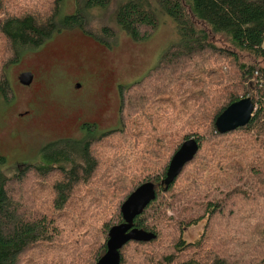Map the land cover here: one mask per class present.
Listing matches in <instances>:
<instances>
[{
	"label": "trees",
	"instance_id": "1",
	"mask_svg": "<svg viewBox=\"0 0 264 264\" xmlns=\"http://www.w3.org/2000/svg\"><path fill=\"white\" fill-rule=\"evenodd\" d=\"M64 1L0 0V105L16 97L8 68L64 29L112 47L121 30L149 39L167 15L179 39L118 84L116 125L83 123L86 133L52 138L36 160L0 171V264H95L121 204L146 181L155 197L134 226L156 237L126 242L119 264H264V0H73L63 15ZM112 4L114 25L88 27L91 8ZM248 96L249 122L217 131L216 117ZM189 138L196 153L161 183Z\"/></svg>",
	"mask_w": 264,
	"mask_h": 264
},
{
	"label": "rangeland",
	"instance_id": "2",
	"mask_svg": "<svg viewBox=\"0 0 264 264\" xmlns=\"http://www.w3.org/2000/svg\"><path fill=\"white\" fill-rule=\"evenodd\" d=\"M114 7L115 4L107 9L91 8L88 27L101 34L103 25H114ZM73 11L74 1L65 0L62 14ZM81 33L80 29L57 32L37 50L25 51L19 62L8 68L16 97L8 107L0 105L1 172L9 173L25 160H36L40 147L52 138L86 133L88 130L83 126L78 133L80 122L95 123L97 132L116 125L118 84L127 85L143 76L162 51L179 39L173 20L167 15H160L159 26L149 39L134 41L121 30L118 42L112 47L104 45L102 52L93 42L83 39ZM52 43L59 44L65 52L46 57L42 51ZM107 68L112 70L110 78ZM25 70L35 72L33 84L39 85L38 92L24 89L17 80L18 74ZM40 103L47 106L41 107ZM26 110L27 114L16 115ZM68 120L74 124L65 131ZM201 231L202 223L190 226L184 238L194 240Z\"/></svg>",
	"mask_w": 264,
	"mask_h": 264
},
{
	"label": "water",
	"instance_id": "3",
	"mask_svg": "<svg viewBox=\"0 0 264 264\" xmlns=\"http://www.w3.org/2000/svg\"><path fill=\"white\" fill-rule=\"evenodd\" d=\"M33 79L31 71L18 75L21 84L28 85ZM255 104L248 97L230 103L215 119V127L219 132H225L247 124L255 111ZM198 149L194 138L184 140L172 155L165 177L161 183H170L181 171L183 165L192 159ZM155 197V184L146 181L133 190L120 206L122 221L114 224L108 231L106 250L95 264H119L121 247L129 240L148 241L155 234L134 226V218L141 214L144 208Z\"/></svg>",
	"mask_w": 264,
	"mask_h": 264
},
{
	"label": "flooded vegetation",
	"instance_id": "4",
	"mask_svg": "<svg viewBox=\"0 0 264 264\" xmlns=\"http://www.w3.org/2000/svg\"><path fill=\"white\" fill-rule=\"evenodd\" d=\"M82 37H83V39H85V40H87V41H91V42H93V44H95L96 45V47L98 48V50L100 51V52H102V49L104 48V46L102 45V44H100L99 42H97L96 40H94L93 38H91V37H89V36H87V35H85L84 33H81L80 34ZM63 44H61V46H62ZM42 52H45L46 53V57H50V56H55V55H58V54H62V53H64L65 52V49L64 48H62V47H60V45L59 44H47V46H45V48H44V50L42 51ZM41 52V53H42ZM41 53H38V54H41ZM47 60H44L43 62H46ZM25 71H31L32 73H33V79H32V81H31V83L30 84H28V85H24V84H21L22 86H24L23 88L24 89H27L28 91H35V93L36 92H38L37 90H39L38 89V87H39V85H35V84H33L34 83V74H35V72H33L32 70H25ZM21 72H23V71H21ZM20 72V73H21ZM106 72H107V77L108 78H110L111 76H112V70H110V69H108L107 68V70H106ZM19 73V74H20ZM18 74V75H19ZM78 79H81L80 77H78ZM17 80H18V76H17ZM39 106H41V107H45V106H47L46 104H44V103H40V105ZM27 114L28 113V111L26 110V111H24V112H17L16 113V115H18V116H22V114ZM28 123V122H27ZM70 124L71 125H73L74 123L71 121V120H68L67 121V123H66V127L65 128H63V130H65V131H67L68 130V127L70 126ZM80 126H81V122L79 123V125H78V133H79V128H80ZM1 154H3L2 152H1Z\"/></svg>",
	"mask_w": 264,
	"mask_h": 264
}]
</instances>
